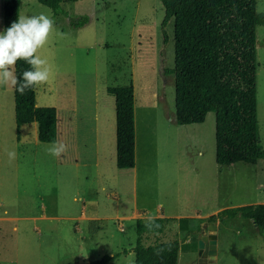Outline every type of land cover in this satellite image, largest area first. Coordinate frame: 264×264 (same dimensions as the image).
<instances>
[{
    "label": "rangeland",
    "instance_id": "374dc122",
    "mask_svg": "<svg viewBox=\"0 0 264 264\" xmlns=\"http://www.w3.org/2000/svg\"><path fill=\"white\" fill-rule=\"evenodd\" d=\"M256 1L257 11L264 9V0ZM62 8L67 13L55 14L38 0H19V16L48 14L64 34L41 51L54 75L36 87V103L56 107V142L66 144L67 151L51 155L53 143L38 140L35 122L21 126L18 140L13 88L0 87V264H85L111 253L120 255L107 264H135V221L116 214L131 215L135 205L138 212L154 215L159 205L178 214L264 202V158L216 162L214 112L202 123L173 122L174 21L162 28L161 0H77ZM81 16L89 21L70 24ZM256 35L257 144L264 150V24L257 25ZM134 81L135 172L117 167L106 133L115 126L107 86ZM97 139L103 152L96 153ZM84 208L105 219L79 218ZM220 222L215 264H264V239L243 217L171 220L145 242L179 239L178 264H201L197 240L203 229L210 232L208 224ZM213 261L209 255L202 264Z\"/></svg>",
    "mask_w": 264,
    "mask_h": 264
},
{
    "label": "trees",
    "instance_id": "16d2710c",
    "mask_svg": "<svg viewBox=\"0 0 264 264\" xmlns=\"http://www.w3.org/2000/svg\"><path fill=\"white\" fill-rule=\"evenodd\" d=\"M55 14L67 13L62 3L77 0H38ZM165 8L162 28L174 21L175 116L178 124L204 122L215 114V158L219 165L235 162L256 163L264 158L257 144V35L264 24L256 0H161ZM19 17V0H3V31ZM89 21L87 16L71 18L74 27ZM165 35V33H164ZM166 40V39H165ZM29 68L24 61L16 74ZM115 98L116 165H135L134 87L132 83L109 85ZM14 116L19 135L23 124L36 122L40 142L58 138L57 110L36 104V87L21 95L13 89ZM243 217L253 221L264 239V202L227 207L199 222ZM176 218H137L135 264H178L180 240L144 243L146 234L159 233ZM185 220L181 218L180 221ZM151 223V227L148 225ZM158 225V227H157ZM192 231L190 230L189 233ZM120 255L105 254L85 264H107Z\"/></svg>",
    "mask_w": 264,
    "mask_h": 264
},
{
    "label": "clouds",
    "instance_id": "9594fccd",
    "mask_svg": "<svg viewBox=\"0 0 264 264\" xmlns=\"http://www.w3.org/2000/svg\"><path fill=\"white\" fill-rule=\"evenodd\" d=\"M63 35L56 28L54 18L48 14L19 16L0 32V87H11L23 95L28 90L47 84L54 73L41 51L53 38H63ZM20 61L27 63L29 68L17 76L16 65ZM66 151L67 145L60 142L53 143L49 149L55 157H60ZM8 157L14 160L15 152L9 151ZM152 219L149 217L150 221ZM148 226L151 227V223Z\"/></svg>",
    "mask_w": 264,
    "mask_h": 264
},
{
    "label": "crops",
    "instance_id": "0c3cea01",
    "mask_svg": "<svg viewBox=\"0 0 264 264\" xmlns=\"http://www.w3.org/2000/svg\"><path fill=\"white\" fill-rule=\"evenodd\" d=\"M134 78V77H133ZM133 87H134V125H135V157H136V160H137V146H138V128H137V119H136V108H137V104H136V93L138 92L137 91V86L135 84V81L132 83ZM114 97V96H113ZM37 104V103H36ZM114 105H115V98H114ZM57 110V109H56ZM105 118L104 116H102L101 120L104 121L105 123ZM107 120V119H106ZM173 122H175V124H178L176 122V116L175 114H173V118H172ZM34 123V122H32ZM36 123V122H35ZM202 123V122H201ZM27 124H30V123H27ZM191 124H196V123H191ZM24 125V124H23ZM104 125H108V122H106ZM181 125V124H179ZM182 125H188V124H182ZM22 126V125H21ZM20 126V128H21ZM57 126H58V116H57ZM19 128V129H20ZM37 131H38V125H37ZM108 132L104 131L107 133V140H108V147H107V151L112 152L114 151V156H115V163H116V113H115V126L113 125L112 127H110V129L107 130ZM18 140H20V134H19V137H17ZM54 143V142H53ZM97 143V146H96V153H100V152H103L104 151V144L101 145V147L98 145L99 144V141L97 139L96 141ZM133 168L134 172L136 171V164L131 167ZM120 169H124V168H120ZM103 171H99L97 174L99 176H101L103 173ZM137 175L134 174V180H135V176ZM111 195H113L115 198H117V195L115 193H111ZM262 202V201H261ZM250 203H259L258 201H252ZM243 205V204H241ZM239 206V205H237ZM116 211L118 212V209H116ZM218 212V209H214V210H209V211H206V212H199L197 210H195L193 213H178V214H167L165 212H163L162 208L160 207V205L158 206V211L156 214L154 215H150V214H147L145 212H138L137 210V205H135L134 207V210L132 212L131 215H128V216H125V215H122V214H116L114 217H129L131 219H133L135 221V230H136V220L137 218H140L141 216H145V217H141V218H149V217H152V218H155V217H167V218H176L178 221H180L181 218H185V220H198L201 219V218H207L209 217L210 215H212L213 213H217ZM79 218L83 219V220H92V219H97V220H102V219H105V216H102V215H99V214H96V213H91V214H87L86 212V209L84 208L82 213L79 215ZM221 224L218 223V228H217V246H216V254H217V251H218V234H219V225ZM123 226L121 225V228ZM148 235V234H146ZM136 238H137V234H136ZM146 238V236H145ZM145 238H144V243L145 242ZM148 244V243H146ZM180 248H181V244H180ZM180 250V249H179ZM135 254V253H134ZM216 254L214 255V264H215V259H216ZM110 255H113L112 253ZM115 260V259H114ZM113 261V260H112ZM111 262V261H109Z\"/></svg>",
    "mask_w": 264,
    "mask_h": 264
},
{
    "label": "water",
    "instance_id": "95a60500",
    "mask_svg": "<svg viewBox=\"0 0 264 264\" xmlns=\"http://www.w3.org/2000/svg\"><path fill=\"white\" fill-rule=\"evenodd\" d=\"M208 230L203 229L200 238L197 240L198 246V255L199 261L202 264L206 261L207 257L214 256L216 254V246H217V234L216 230L218 228L217 223H210L207 225Z\"/></svg>",
    "mask_w": 264,
    "mask_h": 264
}]
</instances>
